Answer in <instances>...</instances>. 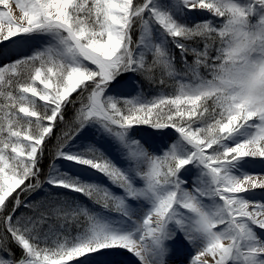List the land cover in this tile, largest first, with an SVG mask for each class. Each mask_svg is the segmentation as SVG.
<instances>
[{"label":"snow or ice","instance_id":"obj_1","mask_svg":"<svg viewBox=\"0 0 264 264\" xmlns=\"http://www.w3.org/2000/svg\"><path fill=\"white\" fill-rule=\"evenodd\" d=\"M0 6V264H264V0Z\"/></svg>","mask_w":264,"mask_h":264},{"label":"bare ground","instance_id":"obj_2","mask_svg":"<svg viewBox=\"0 0 264 264\" xmlns=\"http://www.w3.org/2000/svg\"><path fill=\"white\" fill-rule=\"evenodd\" d=\"M10 6L12 8L13 14L16 15V13H19V10L15 7V0L10 1ZM16 12V13H14ZM20 14V13H19ZM18 18L19 15H16ZM251 161H258L261 163L260 167H257L256 165L253 164V166H248L245 170L249 173L252 174L253 176H258L260 179H264V159L261 158H249V163ZM255 191V197L254 199L260 200L261 198H264V189H256ZM120 264H130V261L134 259L131 254H127L125 256H120L116 258Z\"/></svg>","mask_w":264,"mask_h":264},{"label":"rangeland","instance_id":"obj_3","mask_svg":"<svg viewBox=\"0 0 264 264\" xmlns=\"http://www.w3.org/2000/svg\"><path fill=\"white\" fill-rule=\"evenodd\" d=\"M11 0H9V2H10ZM0 7H2V6H0ZM14 13H16V12H14ZM16 15H20L19 13H16ZM15 15V16H16ZM126 78V79H125ZM130 79V77L129 76H127V75H125L124 76V79L122 80L121 79V81H120V84L119 85H116L114 88H113V94H115L116 92H118V91H126V89H124L122 86L125 84V82H127L128 80ZM140 83H142V86H143V91H144V94L145 95H148V96H151V95H154L155 94V92H156V89L155 88H152V87H150L148 84H147V82H143V81H140ZM134 94V93H133ZM46 172V171H45ZM42 179H43V177H42ZM61 195H64L65 193H60ZM41 195H43V193H41ZM68 195H73V194H71V193H69ZM81 199V202L82 203H86V204H88V201L86 200V199H84V198H80ZM22 210V209H21Z\"/></svg>","mask_w":264,"mask_h":264},{"label":"trees","instance_id":"obj_4","mask_svg":"<svg viewBox=\"0 0 264 264\" xmlns=\"http://www.w3.org/2000/svg\"><path fill=\"white\" fill-rule=\"evenodd\" d=\"M71 114H72V110H71V108H69L68 116L70 117ZM61 127H63V125H61ZM57 132H59V129H57ZM54 143H55V138H53V140L49 142V148H51ZM50 157L51 156L48 153H46L45 154V158L42 161V163L44 162V164L42 166L44 167L45 170L48 168ZM14 251L16 252V256L19 257L20 256V251L18 249H14Z\"/></svg>","mask_w":264,"mask_h":264}]
</instances>
